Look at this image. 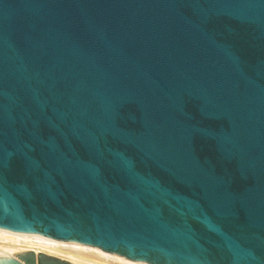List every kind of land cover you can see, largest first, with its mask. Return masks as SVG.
<instances>
[{
  "label": "water",
  "instance_id": "1",
  "mask_svg": "<svg viewBox=\"0 0 264 264\" xmlns=\"http://www.w3.org/2000/svg\"><path fill=\"white\" fill-rule=\"evenodd\" d=\"M0 231L264 264V0H0Z\"/></svg>",
  "mask_w": 264,
  "mask_h": 264
},
{
  "label": "bare ground",
  "instance_id": "2",
  "mask_svg": "<svg viewBox=\"0 0 264 264\" xmlns=\"http://www.w3.org/2000/svg\"><path fill=\"white\" fill-rule=\"evenodd\" d=\"M25 250L45 252L76 264H146L124 259L101 249L75 246V240L56 241L44 236L0 231V257L15 256Z\"/></svg>",
  "mask_w": 264,
  "mask_h": 264
}]
</instances>
